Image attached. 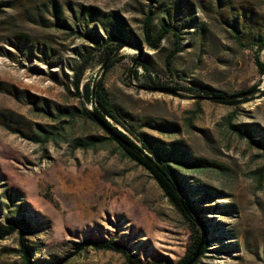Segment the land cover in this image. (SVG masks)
<instances>
[{"label":"rangeland","instance_id":"obj_1","mask_svg":"<svg viewBox=\"0 0 264 264\" xmlns=\"http://www.w3.org/2000/svg\"><path fill=\"white\" fill-rule=\"evenodd\" d=\"M53 2L68 27L57 24ZM250 10L255 25L244 27ZM148 13L153 34L165 23L180 32L170 65L171 34L157 49L144 41ZM255 27L264 28V0H0V225L12 217L31 224V263L128 264L113 251H77L86 240L112 239L141 264H176L191 243L190 225L151 175L76 112L73 69L87 53L82 84L102 79L127 126L193 162L172 166L207 225L209 246L196 264H264V148L248 137L264 144V70L255 62L264 64V48L256 52ZM119 29L127 33L123 59L107 69L85 34L102 41ZM198 84L244 101L213 102L193 91ZM36 125L61 126L63 138L33 143L10 129L31 134ZM91 137L103 141L70 143ZM0 264H25L18 232L0 240Z\"/></svg>","mask_w":264,"mask_h":264},{"label":"trees","instance_id":"obj_2","mask_svg":"<svg viewBox=\"0 0 264 264\" xmlns=\"http://www.w3.org/2000/svg\"><path fill=\"white\" fill-rule=\"evenodd\" d=\"M53 9L57 24L68 27L56 2H53ZM251 12L252 11L250 10L249 13L242 14V21L245 25L244 27H253V25H255L253 23L254 17L252 16ZM247 14H249V16ZM231 27L235 33V37L238 38L239 36L237 34V26L235 24H231ZM256 29L258 31L257 35L259 41V43L256 44V52L258 53L264 48V28ZM167 34H171L174 39V50L168 55L167 60V65H170V59H172V57L175 55V52L179 49L180 32L175 26L165 23L160 26L155 34H153L151 28V18L150 14L148 13L143 21V36L147 45L153 49H157L161 40H163ZM85 36L88 37L89 41H91V43L94 45L93 49H101L104 61H108V64H106L107 69L111 68L123 59V57L117 52L123 45H125V41L127 40V33L124 30L119 29L117 32H115V34L111 33L107 35L106 39L102 41H100L101 39H98L95 31L91 35L86 33ZM91 55L92 54L87 53L80 55L82 61L73 69V87L75 89L76 96L80 99L79 104L81 106L79 109H76V112L82 118L91 122L97 123V119L100 120L105 125L107 131H110V136L106 139L115 142L122 150L124 157L141 166L156 181L157 185L160 187L170 204L175 207V209L188 222L192 232L191 243L188 245L184 256L176 264H196L199 258L204 255L209 246V240L207 237L208 230L206 227L207 225L202 221V217L197 210L198 208H196V205H194L192 199L190 198V194L183 183L179 172L172 166V162H179L185 165L193 162L188 159L185 153H183L184 155L179 158L174 151L167 152L160 146H156L147 135L142 133L138 134L134 131L133 126H127L121 116L110 104L102 79H98L91 85L89 83L82 84V77L87 65L89 64ZM134 62H136V60H134ZM255 62L259 70L263 71L264 64L259 62L257 56L255 58ZM138 66L143 67L145 70L148 69L144 61L139 62ZM149 86L150 85H147V87ZM151 86L158 89H169L174 92L178 90L175 87H164L156 82H152ZM193 91L202 94L203 97L210 98V100L213 102L224 105L233 106L244 101L230 98L233 95H228L221 91L211 89L210 87H207L203 84H198V87L193 89ZM242 94H244V92H242ZM85 103H91V105H93V109L89 111L85 107ZM73 114L74 113H71V115ZM108 118L115 123V126L108 121ZM117 126L121 127L123 132L120 131ZM10 129H13V133H22V135H24L23 137L33 143H56L63 138V127L61 126L48 127L36 125V129L32 131L31 134H25L24 132L16 130L15 128ZM239 132L243 135H248L246 132ZM248 137L251 142L253 141L264 148L262 141H254L250 136ZM102 141L103 138L91 137L85 140L71 139L70 143L75 149H88L90 147L96 146L97 143ZM263 173L260 175L262 176ZM196 221H198V223H200L204 228V240L199 250L198 256L191 262L201 241V231L198 230L199 228ZM17 232L19 234L20 253L24 259V263L33 264L30 261V254L27 245L25 244V236L30 235L32 228L31 224L23 217H12L11 219H7L6 225H0V240L5 239L6 237ZM88 247H92L96 250H108L116 252L120 254L128 264H141L126 246L116 243L112 239L99 242L86 240L84 243L78 245L77 251L84 250ZM50 264H62V262L58 261ZM152 264H170V262L168 260H159Z\"/></svg>","mask_w":264,"mask_h":264},{"label":"water","instance_id":"obj_3","mask_svg":"<svg viewBox=\"0 0 264 264\" xmlns=\"http://www.w3.org/2000/svg\"><path fill=\"white\" fill-rule=\"evenodd\" d=\"M157 91L171 93V94H174L175 93L174 91H171L169 89H158ZM236 97H238V95H233L230 98H236ZM206 99H209L210 100V98H206ZM96 122L99 123L101 126H103L106 129L105 125L100 120L97 119ZM196 223L200 226V229H201V241H200V244H199V246H198V248H197V250H196V252H195V254H194V256H193V258L191 260V262L198 256L199 250H200V248H201V246L203 244V240H204V228L202 227V225L200 223H198V221H196Z\"/></svg>","mask_w":264,"mask_h":264}]
</instances>
